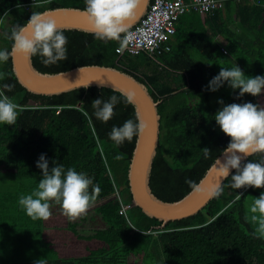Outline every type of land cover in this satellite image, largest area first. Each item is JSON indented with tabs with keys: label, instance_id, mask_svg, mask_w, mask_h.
I'll return each instance as SVG.
<instances>
[{
	"label": "trees",
	"instance_id": "16d2710c",
	"mask_svg": "<svg viewBox=\"0 0 264 264\" xmlns=\"http://www.w3.org/2000/svg\"><path fill=\"white\" fill-rule=\"evenodd\" d=\"M30 2L0 0V48L11 51L12 41L4 33L26 24L33 12L86 7L85 0ZM8 14L13 16L9 24L4 22ZM62 30L68 37V59L45 66L33 56L40 71L57 73L86 64L116 67L143 82L160 102V140L150 185L165 201L186 196L194 188L186 180L198 184L227 147L231 138L213 118L221 107L218 99L260 103V95L237 98L238 90L227 84L217 92L206 90V85L221 67L236 63L248 75H264V0H228L224 10L181 14L172 48L162 54L130 55L126 49L118 53L117 41ZM0 74V91L23 106L14 125L0 124V168L16 177L0 198V264H35L40 258L47 264H264L261 221L251 219L260 214L250 211L264 188L234 190L228 177L224 191L198 213L164 224L133 203L128 173L137 136L119 146L108 137L114 124L138 119L135 106L123 103L122 92L91 86L56 95L33 93L16 77L12 56L0 63ZM5 83L15 85L11 92L3 89ZM113 94L121 96L116 116L108 122L97 120L92 101ZM205 147L212 151L209 159L203 157ZM41 153L47 154L50 166L56 160L94 177L102 189L95 203L103 228L81 233L55 202L47 220L26 214L18 200L38 185L41 170L36 161ZM261 158L264 153L248 157Z\"/></svg>",
	"mask_w": 264,
	"mask_h": 264
},
{
	"label": "clouds",
	"instance_id": "9594fccd",
	"mask_svg": "<svg viewBox=\"0 0 264 264\" xmlns=\"http://www.w3.org/2000/svg\"><path fill=\"white\" fill-rule=\"evenodd\" d=\"M142 2L143 0H85L83 13L96 39L104 42L117 41L120 44L118 50L122 51L128 45L129 22L135 19ZM4 36L12 41V47L11 51L0 48V63L8 61L13 53L38 56L45 66L68 59V37L55 16L48 11L33 12L26 24L14 25ZM2 76L0 74V78ZM225 84L234 91L238 90L237 98L246 94L256 97L264 93V75H248L237 63L232 67H221L209 80L206 90L217 92ZM14 87L15 85L8 83L3 85V89L8 92ZM120 103L121 96L114 94L107 99L96 98L91 104L92 115L99 121L108 122L116 116ZM123 103L134 105L135 94L129 92L124 95ZM218 103L221 107L213 118L231 139L223 149V158L215 157V172L219 182L208 192L209 198L218 197L224 191L223 181L228 177H231L229 187L234 190L264 188V158L248 159L256 153H264V105L252 101L225 103L223 98H219ZM22 111V105L0 91V124L14 125ZM145 127L143 121L129 118L121 125L114 124L108 137L115 145H123L125 141L131 142L134 136H139ZM202 152L204 159H209L212 155L207 147ZM119 158L117 155L116 159ZM36 167L41 170L37 187L30 194H20L18 200L19 205L33 220H47L52 215L53 202L60 204L70 219L77 218L86 213L102 191L100 185L94 182V177L86 172L77 171L75 167L66 168L56 160H52L50 166L46 153L40 154ZM186 183L197 191L201 190L195 181L186 180ZM241 195L242 192L237 193V198ZM250 211L260 214L259 217L253 215L251 219H260L259 230L264 233V191L254 199ZM35 264H47V260L40 258Z\"/></svg>",
	"mask_w": 264,
	"mask_h": 264
},
{
	"label": "water",
	"instance_id": "95a60500",
	"mask_svg": "<svg viewBox=\"0 0 264 264\" xmlns=\"http://www.w3.org/2000/svg\"><path fill=\"white\" fill-rule=\"evenodd\" d=\"M151 1L143 0L135 19L129 22L130 28L142 19ZM44 11L52 13L62 29L92 32V27L83 13V8L62 6ZM11 56L16 77L24 87L33 93L56 95L77 88L98 86L112 88L124 95L129 92L135 94L136 114L146 127L137 136L128 176L133 203L140 206L147 215L156 217L166 224L171 220L182 219L198 213L214 198L208 196V192L219 182L214 163L198 182L200 191L193 188L186 196L177 201H165L153 193L150 175L160 140L161 115L158 110L160 102L156 101L148 87L133 75L116 67L100 64L80 65L69 70L48 73L40 71L34 65L33 56L17 53H13ZM100 82L104 84L101 85ZM221 155L222 153L219 156ZM221 158L223 157L221 156ZM224 182L225 180L223 184Z\"/></svg>",
	"mask_w": 264,
	"mask_h": 264
},
{
	"label": "built area",
	"instance_id": "2783aa9c",
	"mask_svg": "<svg viewBox=\"0 0 264 264\" xmlns=\"http://www.w3.org/2000/svg\"><path fill=\"white\" fill-rule=\"evenodd\" d=\"M228 0H153L142 19L129 29L130 36L125 48L130 55L142 52L162 54L171 50V40L176 32L179 16L186 12L212 13L224 10ZM238 1V0H236ZM36 0H31V4ZM120 48V47H119ZM121 53L122 51L118 50ZM124 49V50H125ZM225 52L228 51L223 48ZM126 205L123 207L125 211Z\"/></svg>",
	"mask_w": 264,
	"mask_h": 264
},
{
	"label": "rangeland",
	"instance_id": "374dc122",
	"mask_svg": "<svg viewBox=\"0 0 264 264\" xmlns=\"http://www.w3.org/2000/svg\"><path fill=\"white\" fill-rule=\"evenodd\" d=\"M13 16L11 14H8L4 22H7V24L10 23V20ZM259 102L260 104L264 105V93L260 94L259 96ZM98 203L93 204L86 213L82 214L81 216L70 219L71 221L76 222L78 230L83 234H92L97 229L103 228L105 226L104 222L101 220L99 213L96 210V206ZM143 264H148V262H145Z\"/></svg>",
	"mask_w": 264,
	"mask_h": 264
},
{
	"label": "crops",
	"instance_id": "0c3cea01",
	"mask_svg": "<svg viewBox=\"0 0 264 264\" xmlns=\"http://www.w3.org/2000/svg\"><path fill=\"white\" fill-rule=\"evenodd\" d=\"M220 39L225 44V39L220 37ZM260 100V99H259ZM16 181L15 175H12L11 170L0 168V198H2V194L5 192L3 188H7L9 183Z\"/></svg>",
	"mask_w": 264,
	"mask_h": 264
}]
</instances>
